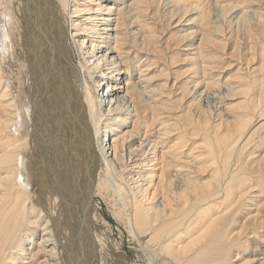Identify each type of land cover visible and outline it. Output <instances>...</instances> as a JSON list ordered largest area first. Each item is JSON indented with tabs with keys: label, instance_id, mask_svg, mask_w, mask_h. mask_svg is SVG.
<instances>
[{
	"label": "bare ground",
	"instance_id": "1",
	"mask_svg": "<svg viewBox=\"0 0 264 264\" xmlns=\"http://www.w3.org/2000/svg\"><path fill=\"white\" fill-rule=\"evenodd\" d=\"M155 1L0 0V264H132L99 226L94 195L144 264H264V103L206 77L232 0H158L176 29L166 47ZM236 3L233 19L264 27V0ZM165 49L183 53L168 64H187L170 91L155 86ZM17 50L26 102L4 70ZM177 85L175 100L242 102L214 123L192 102L172 116Z\"/></svg>",
	"mask_w": 264,
	"mask_h": 264
},
{
	"label": "rangeland",
	"instance_id": "2",
	"mask_svg": "<svg viewBox=\"0 0 264 264\" xmlns=\"http://www.w3.org/2000/svg\"><path fill=\"white\" fill-rule=\"evenodd\" d=\"M231 2L233 3V5L231 4V6H229V9L227 7L226 11H225L226 8L222 9L221 13L218 16V18H220V19H218L217 26L220 30H218V28L216 29V31H218V34H219L217 37H215L217 39V40L215 39L217 41L216 47L214 48V50L212 51L211 54L207 55V57H208L207 65H208V68L211 69V72L206 77L209 78L210 80H212V82L220 83V84H222L228 80V83H230V84L231 83L233 84L234 82L238 81V82H242L245 85H249V87H250L249 96L254 95L253 97L255 100H261V102L264 103V87L262 84V83H264V58H263V52H262V50L264 48V34H262V31H260L261 29L263 30L264 27H262V26H261V28H260V26H256V28L252 27L253 31H249L247 23L244 22L245 18H241L240 20L238 18L241 13H239L237 20H236V18L233 19V16H235L236 14H238V12L243 10L245 8V6H243L241 4L238 5L239 3L238 4L236 3L237 0H232ZM234 4H235V7H237V8L234 7ZM154 7L157 10V12H159L160 20L162 22V23H159V25H156L154 27V28L158 29L155 31H156V33H158V32L161 34L163 33L162 35L157 34V36H159V38H157V41L159 44H161V39H162L163 47H166V45H165L166 41H164V40L169 39L171 36L170 33L174 32L176 29H174L173 26H171L172 28L170 26H168V19H167V16H165L166 15V8L164 7L163 3L161 1L159 2L157 0L154 3ZM231 7H233V8H231ZM238 7L240 9H238ZM234 8H235V11H234ZM224 11H225V13H224ZM263 23H264V20H263ZM158 26H159V28H158ZM215 26H216V24H215ZM166 28L169 29L170 31L169 30L167 31ZM252 33H253V35H252ZM218 41H220L221 44H219L220 42H218ZM222 43H224V45H222ZM86 45H87V42H86L85 46ZM221 45L223 46V48H221L222 47ZM217 49H219L218 52L216 51ZM165 50H166V52L164 51L162 61H161V63H163V64L161 67H163L164 72L165 73L167 72L168 74H166V76L165 75L164 76L158 75L157 79L159 80V82L155 83V86L158 84H161V83H164V84L167 83L166 90L170 91L171 89L169 86H171V84L175 81V79L177 77H181L183 79V76L182 75L179 76V74H177V73L179 72V70L181 71L180 68L184 67V69H185L187 64L185 65L184 64L185 62H183V63L178 62L176 64H168L169 59H170V57H172V55L181 56L183 53H177V52H174V51H171L168 49H165ZM168 53L171 55H169ZM165 54H166V56H165ZM19 55L20 54L17 50V52H15L14 56L12 58H10V60L7 61V63H10L11 68L8 69V67H6L7 66L6 65L4 70L6 71V77L11 80V83L14 84L13 93L16 95L20 94L19 100L20 101L24 100L26 102V99L28 97V95L25 94L26 88L24 89L23 84H21L19 81L16 82V78L14 76V75L19 74L18 71H19V67L21 64L18 60V58L20 57ZM212 57L214 58V60ZM181 58H183V57L181 56ZM166 64H167L168 68L166 67ZM168 69H170L169 70L170 72L168 71ZM165 73H163V74H165ZM164 77H166V78L164 79ZM167 77H170V78H167ZM235 78H239V79L237 80ZM240 78H242V79H240ZM250 83H252V84H250ZM179 87H180V85H177L175 87L176 88L175 90L178 89V91L175 94L173 93L170 97V100L172 102L176 101L174 103L171 102L172 105L174 106V107L172 106V109H171L172 111H170L172 116L182 115V111H185L187 114V110L189 109L188 107L191 105V102H192V104L195 105L193 107L194 109L191 108L192 114L198 113L197 116H199L201 114L200 118L201 117L202 118L204 117L206 119L208 118L210 123H214V121L216 120L215 116L217 113H219V110L222 109L224 103H226L225 104L226 106H230V105L234 106V104H239V102H242V98H238L236 95H234L236 93L232 92L229 94V96L224 97L223 100L218 101L219 106L223 103L221 105V107H219L217 104L211 105V106H203V104L200 102L193 103V96L196 95V93L193 92L194 90H192L190 93H187L188 96H186L185 99L175 100L177 98V96L175 97L173 95L181 93V91L179 90ZM101 92L104 94H107L108 93L107 86L103 87L101 89ZM225 99L228 101H224ZM251 99H250V102H252ZM250 102H247V103L250 104ZM229 103H230V105H229ZM171 114L168 113L169 118H172ZM189 114L190 113H188V115ZM258 141H259V138H258V136H256L255 142H258ZM137 145H138V143H137ZM101 159H102L101 155L98 154L97 160H96L97 161L96 162L97 163L96 168L98 169V171L105 172V165ZM94 199H95L94 201H96L95 205L96 206L98 205L99 211L101 212L102 216L104 217V221L103 220L100 221L99 226L101 227L102 231L104 230L103 232H105L107 234L108 239H109V243L110 242L112 243V240L116 241L120 247V253L127 258V261L129 263L144 264L143 258H142V255H143L142 249L137 245V242L135 240H133V238L130 236L128 231L125 230L123 225L116 218V216L114 214V211H116L115 210L116 208H114L113 205L109 206V204H111V203H109L107 200H102L97 195H94Z\"/></svg>",
	"mask_w": 264,
	"mask_h": 264
}]
</instances>
